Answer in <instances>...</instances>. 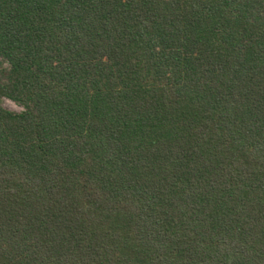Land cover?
I'll return each instance as SVG.
<instances>
[{
    "label": "trees",
    "instance_id": "obj_1",
    "mask_svg": "<svg viewBox=\"0 0 264 264\" xmlns=\"http://www.w3.org/2000/svg\"><path fill=\"white\" fill-rule=\"evenodd\" d=\"M0 264H264V0H0Z\"/></svg>",
    "mask_w": 264,
    "mask_h": 264
},
{
    "label": "rangeland",
    "instance_id": "obj_2",
    "mask_svg": "<svg viewBox=\"0 0 264 264\" xmlns=\"http://www.w3.org/2000/svg\"><path fill=\"white\" fill-rule=\"evenodd\" d=\"M2 106L13 113H19L23 110L21 106L7 99L2 100Z\"/></svg>",
    "mask_w": 264,
    "mask_h": 264
}]
</instances>
